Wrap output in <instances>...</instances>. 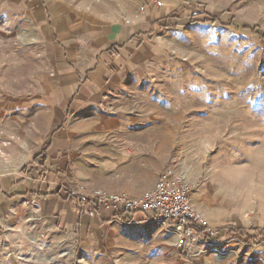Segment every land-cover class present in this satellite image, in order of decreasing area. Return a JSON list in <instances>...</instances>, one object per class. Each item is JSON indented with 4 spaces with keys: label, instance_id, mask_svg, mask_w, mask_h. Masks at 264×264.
I'll use <instances>...</instances> for the list:
<instances>
[{
    "label": "crops",
    "instance_id": "obj_1",
    "mask_svg": "<svg viewBox=\"0 0 264 264\" xmlns=\"http://www.w3.org/2000/svg\"><path fill=\"white\" fill-rule=\"evenodd\" d=\"M81 1L28 4L47 72L25 97L0 102L1 243L33 233L101 246L123 222L154 217L89 210L70 189L137 197L168 166L199 175L187 162L213 152V106H201V89H170L177 75L158 68L162 33L182 25L155 23L173 10L153 0Z\"/></svg>",
    "mask_w": 264,
    "mask_h": 264
},
{
    "label": "rangeland",
    "instance_id": "obj_2",
    "mask_svg": "<svg viewBox=\"0 0 264 264\" xmlns=\"http://www.w3.org/2000/svg\"><path fill=\"white\" fill-rule=\"evenodd\" d=\"M30 2L0 0V102L25 97L47 72ZM150 3L193 20L162 33L165 62L158 68L177 75L167 81L170 89L187 95L201 89V106H213V152L186 166L202 167L199 175L186 174L192 204L214 227L249 243L234 238L225 248L187 246L185 240L179 245L172 224L126 221L101 246L84 248L63 236L33 233L21 244L0 241V264H264V0ZM196 10L219 21L201 23L203 16L192 15Z\"/></svg>",
    "mask_w": 264,
    "mask_h": 264
},
{
    "label": "built area",
    "instance_id": "obj_3",
    "mask_svg": "<svg viewBox=\"0 0 264 264\" xmlns=\"http://www.w3.org/2000/svg\"><path fill=\"white\" fill-rule=\"evenodd\" d=\"M157 4L160 6L161 2ZM190 190L189 180L171 165L161 172L152 189L137 197L98 188L85 192L70 189L68 195L89 210L99 208L115 217L135 212L149 213L155 220L175 226L180 238L179 245L185 240L187 246L196 244L201 247L225 248L234 238L242 244L245 243V246L249 243L245 236L208 223L192 206L188 196Z\"/></svg>",
    "mask_w": 264,
    "mask_h": 264
},
{
    "label": "trees",
    "instance_id": "obj_4",
    "mask_svg": "<svg viewBox=\"0 0 264 264\" xmlns=\"http://www.w3.org/2000/svg\"><path fill=\"white\" fill-rule=\"evenodd\" d=\"M192 15L193 16L194 15L203 16V19L201 20V23H206V22L216 23V22L219 21L216 17H214L213 15L207 14L203 10H196L195 12H193ZM161 20H163V22H161ZM187 23L191 24V23H193V20H191V18H188V17H183L178 12L174 11L172 16L171 15L165 16L164 18L159 19L155 24L159 28H174V27H176L178 25H184V24H187ZM248 29L252 33L255 32L254 28H252V29L248 28ZM261 37H262V39H264V34H262ZM255 237L256 236L251 238L252 240H254V242H255ZM245 264H261V263L258 262V261H253V262H246Z\"/></svg>",
    "mask_w": 264,
    "mask_h": 264
}]
</instances>
